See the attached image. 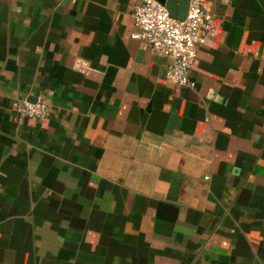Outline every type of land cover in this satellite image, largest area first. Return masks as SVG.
<instances>
[{"label": "crops", "instance_id": "0c3cea01", "mask_svg": "<svg viewBox=\"0 0 264 264\" xmlns=\"http://www.w3.org/2000/svg\"><path fill=\"white\" fill-rule=\"evenodd\" d=\"M139 1L0 0V264H264V0H204L190 85Z\"/></svg>", "mask_w": 264, "mask_h": 264}, {"label": "built area", "instance_id": "2783aa9c", "mask_svg": "<svg viewBox=\"0 0 264 264\" xmlns=\"http://www.w3.org/2000/svg\"><path fill=\"white\" fill-rule=\"evenodd\" d=\"M131 17L135 29L129 37L145 42L151 50L165 57V77L178 85H190L188 72L196 57V47L212 35L211 16L204 0H188L183 19L173 18L157 0H140L134 5ZM78 60L75 67L80 68ZM18 118L45 120L49 107L44 98L33 102L19 100L14 106Z\"/></svg>", "mask_w": 264, "mask_h": 264}, {"label": "water", "instance_id": "95a60500", "mask_svg": "<svg viewBox=\"0 0 264 264\" xmlns=\"http://www.w3.org/2000/svg\"><path fill=\"white\" fill-rule=\"evenodd\" d=\"M159 3L163 4L168 14L177 19H183L187 10L188 0H157ZM28 101L33 102L35 100L34 96H28Z\"/></svg>", "mask_w": 264, "mask_h": 264}]
</instances>
